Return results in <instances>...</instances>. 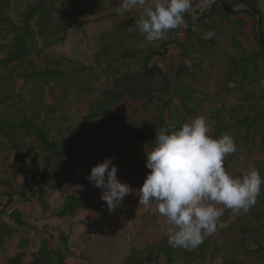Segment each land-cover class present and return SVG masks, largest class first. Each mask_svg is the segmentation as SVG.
I'll return each instance as SVG.
<instances>
[{
	"label": "rangeland",
	"instance_id": "obj_1",
	"mask_svg": "<svg viewBox=\"0 0 264 264\" xmlns=\"http://www.w3.org/2000/svg\"><path fill=\"white\" fill-rule=\"evenodd\" d=\"M35 1L13 0L10 17L19 21V12L27 2ZM54 1L59 9L69 14V34L62 43L48 47L39 44L43 47L40 54L63 60L66 67L71 62L75 63L74 66L92 67L93 70H88L95 73L97 78L92 83L91 92L72 88L65 93L61 87H56L54 91L47 89L48 103L53 102V95H67L60 102L52 121H48L53 139L65 142L87 128L96 127H104L110 135H117L128 124L141 130L157 131L158 111L154 103L146 108L144 102L147 98L142 95L148 91L157 94L164 78L160 74L145 78L139 76L143 56L122 59L117 51L119 46L122 49L145 51L161 47L162 42L169 43L166 56H154L149 65L161 67L170 77L180 78L189 87L194 97L193 104L197 106L195 117L208 118L210 110L222 104L229 113L235 109L229 121L233 124L235 119L252 115L257 104L264 106V84L261 83L264 81V72L258 84L246 85L242 90L227 89L224 86L231 66L230 57H241L259 48L258 40L252 35L253 27L257 28V22L252 17H246L244 24L225 16H217L215 21L209 20L206 25L193 20L196 35L192 36V44L185 50L181 44L187 38L177 39L176 29L170 30L163 40L148 42L137 27L140 9H133L123 15L116 12L122 0ZM261 6L264 11V1ZM209 32L213 33L210 39L200 38ZM119 37L121 45H117ZM234 37L237 44L233 42ZM3 42L5 40L0 39V43ZM114 42L115 50L110 48V51L115 59L102 57L97 62L95 56L100 47ZM33 57L42 66L54 65L37 54ZM21 85L22 80L18 82V87ZM22 91L26 93L27 87ZM101 102L106 106L111 105L115 118H108L99 110L98 103ZM173 103L177 105L179 102L176 100ZM164 116L168 117L169 113L165 112ZM68 125L72 127L66 128ZM215 127L211 125L209 134ZM246 131L247 128L243 126L240 133L243 135ZM253 133L247 138L242 137L232 161L225 167L233 176H242L252 166L264 171V129L263 133ZM122 149V144H116L109 152L101 137L96 136L77 153L65 159H56L51 169L56 184L47 193L50 203L48 210L42 208L34 189L28 194V200L16 196L8 211L20 210L30 227L19 228V232L5 238V243L0 245V264H8L9 258L22 251L31 254L38 250L43 238H49L55 246L61 245V235L69 237L66 254L70 264H122L128 257L146 255L149 250L155 255L159 254L154 264H169L161 253V246L172 226L159 213L158 202H152L148 208L139 205L138 190L150 172L146 167V157L134 154V150L126 156H120ZM24 154L25 160H18L9 149L7 140L0 135V174L9 179L16 189L24 184L20 170L25 163L33 169H39L42 162L36 143H28ZM106 158H111L117 166L118 179L133 189L114 211H109L107 203L101 200L103 190L87 179L92 167ZM7 190L6 186L0 185V223L5 221L12 227H18L15 221L1 213L8 199ZM68 194L105 204V209L80 211L73 218H59L55 213ZM240 214L225 209L219 218L216 232L210 236V247L203 254L197 247L188 249L192 253L177 255L172 264H226L229 260L237 264H264V249L258 250L259 243L264 246V238H244L245 234L240 231L239 224L234 223Z\"/></svg>",
	"mask_w": 264,
	"mask_h": 264
},
{
	"label": "trees",
	"instance_id": "obj_2",
	"mask_svg": "<svg viewBox=\"0 0 264 264\" xmlns=\"http://www.w3.org/2000/svg\"><path fill=\"white\" fill-rule=\"evenodd\" d=\"M204 0H192L191 5L200 3ZM264 0H216L210 10L204 15L198 14L187 16L188 37L181 45L186 50L192 44V36L196 35L193 31L192 21L198 20L206 25V22L215 21L217 16L235 18L237 22L245 23L246 17H252L257 22L256 14L249 9L253 7L261 14L262 27L261 34L264 39V11L261 2ZM13 0H0V39L5 42L0 43V135L7 142L9 149L14 156L20 160H25L24 151L28 143H36L40 149L41 165L39 169H33L25 163L20 170L23 176L24 184L16 189L9 179H5L0 174V185L6 186L8 197L5 207L1 213L6 214L10 219L16 222L18 227H12L7 222L0 223V245L5 243V238L19 232V228L30 227V224L24 220V214L13 209L11 212L8 208L15 202L16 196L28 200V194L34 189L36 196L44 210L50 208L47 200V193L55 186V179L51 174L53 162L56 159H65L72 153H77L81 148L87 146L96 136L101 137L105 148L110 152L116 144H122L123 149L120 156H126L132 150L136 155H144L150 152L155 146L157 132L161 128H168L175 125L177 129L183 123L190 121L196 116L197 106L193 104L194 97L189 92V87L183 84L180 78H172L163 71L159 66H150V60L156 55L166 56L168 49L167 42H162L161 47L140 51L139 49H122L117 50L122 59L127 57H136L142 55V67L139 72L141 77H154L160 74L164 82L157 90V94L148 91L142 97L147 98L144 106L148 108L154 103L158 111L157 131L141 130L137 126L125 125L120 134L110 135L104 127L94 129L87 128L83 133L60 142L53 139L50 135L52 116L60 107L62 99L67 95H53L54 100L47 102V89L54 91L56 87L63 88L67 93L70 89L75 88L77 91L91 92L93 81L97 78L92 73V67L81 65L74 66L71 62L68 67L63 60L50 55H41L43 47L56 45L65 41L69 34L68 18L69 14L57 7L54 0H37L27 2L24 9L19 12L20 19L16 21L10 17L9 12ZM228 6L241 5L244 9L236 12H228L225 9ZM235 22V21H234ZM253 38L258 40L259 48L249 51L247 54L237 57H230V69L225 77V87L232 90H242L246 85L258 84L263 76L264 68V48L256 32V26L252 29ZM197 36H200L197 34ZM204 38V36H200ZM121 37L118 38L117 45H121ZM233 42L237 44L234 37ZM39 44H42L41 48ZM216 45V42L212 43ZM246 48L247 44L244 45ZM116 43L103 44L97 52L95 59L100 62L102 57L113 58L110 48L115 50ZM117 52V53H118ZM34 54L46 58L54 65L42 66L34 59ZM261 61V62H260ZM73 67V68H72ZM91 69V70H88ZM22 80V85L18 87V82ZM27 87V92L22 89ZM178 101L174 105V101ZM221 108L216 107L210 110L208 117L214 118L212 126H216L211 132L213 138H219L223 134H229L235 139L236 145L241 142L242 137H249L252 132L263 133L264 129V106L256 105L252 115H245L243 118L235 119L233 124L230 118L234 116L235 109L232 113L228 112L225 105ZM99 110L106 114L108 118H115L111 105L98 103ZM165 112L169 113L165 117ZM60 126V125H59ZM247 128L246 133H240L242 127ZM72 126L68 125L66 128ZM61 130V129H60ZM62 131V130H61ZM235 154V153H234ZM234 154L225 158L224 166L226 167L233 159ZM262 177L264 171L259 169ZM105 204L98 203L87 198H82L74 194H68L65 197L61 208L55 213L59 218H73L80 211L95 210L103 211ZM241 214L234 223L239 224L240 231L245 237H262L264 238V186L257 202L247 212L241 210ZM233 225V224H232ZM61 245L55 246L49 238H43L38 250L27 254L22 251L8 259V264H70L67 262L66 249L68 248L69 237L61 235ZM210 236L207 237L199 248L203 254L210 247ZM259 243V242H258ZM264 246L259 243V249ZM247 250V249H246ZM192 253L188 249L172 247L168 243V237L163 239L161 253L166 257L167 262L172 264L177 255ZM159 254H154L149 250L146 255L132 256L122 264H154L158 261ZM157 264V263H155ZM226 264H237L234 260H229Z\"/></svg>",
	"mask_w": 264,
	"mask_h": 264
},
{
	"label": "clouds",
	"instance_id": "obj_3",
	"mask_svg": "<svg viewBox=\"0 0 264 264\" xmlns=\"http://www.w3.org/2000/svg\"><path fill=\"white\" fill-rule=\"evenodd\" d=\"M137 8L141 10L139 32L148 42H154L183 25L191 0H122L116 12L123 15ZM212 35L209 32L204 39ZM210 127L205 116H197L179 129L175 125L161 128L156 134V146L146 153L150 172L138 190L139 205L148 208L158 202L159 213L172 226L168 229L172 247H198L216 232L225 209L247 212L256 204L264 186V177L255 166L242 176H233L226 170L225 158L237 151L235 139L229 134L213 138ZM117 173L113 160L106 158L93 166L87 177L103 190L101 200L109 211H114L133 192L128 183L118 179Z\"/></svg>",
	"mask_w": 264,
	"mask_h": 264
},
{
	"label": "built area",
	"instance_id": "obj_4",
	"mask_svg": "<svg viewBox=\"0 0 264 264\" xmlns=\"http://www.w3.org/2000/svg\"><path fill=\"white\" fill-rule=\"evenodd\" d=\"M215 1L216 0H204V1H201L200 3L191 5L190 10L184 14L183 25L180 26L178 29H176L177 39L184 40L188 37V22H187L186 17L192 16L195 14H198L200 16L204 15L205 13H207L210 10L212 4ZM218 107L221 108V105H219ZM207 119L211 122V125L215 122L214 118H212V117H208Z\"/></svg>",
	"mask_w": 264,
	"mask_h": 264
},
{
	"label": "water",
	"instance_id": "obj_5",
	"mask_svg": "<svg viewBox=\"0 0 264 264\" xmlns=\"http://www.w3.org/2000/svg\"><path fill=\"white\" fill-rule=\"evenodd\" d=\"M220 1L224 3V0H220ZM225 9L228 12H236V11L243 10L244 8L243 7H240V6H228V5L225 4ZM249 9L251 11H253L256 14V16H257V28H256V32H257L258 37L260 38L262 47L264 48V39H263V36L261 34V27H262V17H261V14L258 11H256V9L253 8V7H249Z\"/></svg>",
	"mask_w": 264,
	"mask_h": 264
}]
</instances>
